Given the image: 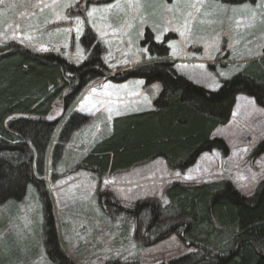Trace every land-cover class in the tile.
<instances>
[{
  "label": "rangeland",
  "instance_id": "obj_1",
  "mask_svg": "<svg viewBox=\"0 0 264 264\" xmlns=\"http://www.w3.org/2000/svg\"><path fill=\"white\" fill-rule=\"evenodd\" d=\"M99 1L105 0H3L0 48L15 43L32 54L52 53L79 65L93 47L91 42L87 50L83 48L84 29L95 36L108 72L91 81L63 117L62 122L73 112L89 120L72 132L60 154L45 159L41 191L50 200L60 246L73 263L168 264L194 249L175 236L153 242L156 234L147 230L146 215L134 219L105 214L96 194L110 193L124 208L144 201H156L164 208L168 204L164 191L172 183L225 180L239 194L251 197L264 180V152L254 156L264 142V108L237 95L229 121L211 135L222 140L227 154L204 153L183 172L169 171L163 159H155L100 177L81 169L80 162L109 135L116 112L152 107L156 86L144 87L137 79L113 80L150 60L146 46H141L146 30L155 42L167 36L168 60L176 74L209 91L237 74H264V0L240 5L214 0ZM56 144L54 138L51 146ZM42 210L32 187L20 201L0 206V264H52L43 243Z\"/></svg>",
  "mask_w": 264,
  "mask_h": 264
},
{
  "label": "trees",
  "instance_id": "obj_2",
  "mask_svg": "<svg viewBox=\"0 0 264 264\" xmlns=\"http://www.w3.org/2000/svg\"><path fill=\"white\" fill-rule=\"evenodd\" d=\"M214 1L240 5L257 0ZM165 38L155 42L146 30L141 46H146L150 60L113 78L118 83L137 79L144 87L156 86L153 110L115 118L109 135L82 159L81 169L101 177L162 158L169 171L183 172L203 153L227 154L222 140L211 134L229 121L237 95L248 96L264 108L263 73L237 74L221 80L216 91L205 90L175 73ZM80 42L85 50L91 42L93 47L79 65L52 53L32 54L15 43L0 48V206L20 201L32 187L43 209V243L52 264L75 263L60 246L51 203L41 191L44 183L39 177L45 172V159L60 154L72 132L89 120L73 112L62 122L63 117L88 84L108 72L104 50L88 28ZM76 120L79 125L73 124ZM54 138L57 144L51 146ZM254 152V156L264 152V142ZM96 196L105 214L134 219L146 215L147 230L156 234L153 242L175 236L194 249L168 264H264V180L251 197L239 194L225 180L196 185L175 182L164 191L168 202L164 208L156 201L124 208L110 193Z\"/></svg>",
  "mask_w": 264,
  "mask_h": 264
},
{
  "label": "crops",
  "instance_id": "obj_3",
  "mask_svg": "<svg viewBox=\"0 0 264 264\" xmlns=\"http://www.w3.org/2000/svg\"><path fill=\"white\" fill-rule=\"evenodd\" d=\"M190 81V80H189ZM193 83V82H192ZM141 84V83H140ZM194 84V83H193ZM196 85V84H195ZM198 86V85H197ZM204 88V87H203ZM205 89V88H204ZM207 90V89H205ZM209 91V90H208ZM153 110V106L152 107H145V109H141L140 107H138V109L135 108V110L133 112H129V113H123L122 111L120 112H116L117 116L114 117L111 122L115 119V118H119V117H124V116H127V115H131V114H139V113H145V112H150ZM114 111V110H113ZM114 113V112H113ZM214 133V132H213ZM212 135V134H211Z\"/></svg>",
  "mask_w": 264,
  "mask_h": 264
},
{
  "label": "snow or ice",
  "instance_id": "obj_4",
  "mask_svg": "<svg viewBox=\"0 0 264 264\" xmlns=\"http://www.w3.org/2000/svg\"><path fill=\"white\" fill-rule=\"evenodd\" d=\"M0 3H3V0H0ZM93 15V13L90 11L88 12V16L91 17ZM79 23V21H78ZM104 87H107V85H105ZM191 177H186V179H190Z\"/></svg>",
  "mask_w": 264,
  "mask_h": 264
}]
</instances>
